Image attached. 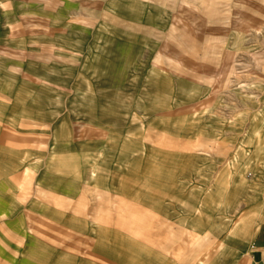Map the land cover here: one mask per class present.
Wrapping results in <instances>:
<instances>
[{"label": "rangeland", "instance_id": "obj_1", "mask_svg": "<svg viewBox=\"0 0 264 264\" xmlns=\"http://www.w3.org/2000/svg\"><path fill=\"white\" fill-rule=\"evenodd\" d=\"M142 1L147 6L137 10L134 21L123 20V12L116 19L117 71H102V76L110 75L112 80L81 89L89 97L98 95L101 102L54 103L50 125L31 123L36 135L17 136L23 138L21 145L48 149V153L60 133L62 143L85 150V154L101 151L92 162L88 183L102 191L86 185L70 199L47 193L41 189L38 168L26 164L17 173L19 167L7 158L0 160V178L21 175L17 182L23 213L31 202L46 203L68 211V217L77 223L100 227L103 252L116 254L121 264L125 260L126 264H161L158 255L165 257L163 264H195L194 257H208L204 256L206 250L214 251L213 264H235L248 248L249 234L237 232L236 227L253 219L257 229L264 211L263 177L257 179L264 175V0H138ZM101 16L95 27H100L104 47L114 17L106 7ZM55 140L57 145L59 139ZM59 145L46 163L56 193L64 179L77 176V159L62 153ZM111 155L114 175H126L125 165L134 167L132 197L124 189L121 196L107 193L105 173L110 165L104 157ZM21 160L28 159L23 156ZM164 179L171 183L166 193L170 191L172 206L173 194L180 191L183 213L195 207L194 212L211 209L212 245L174 242L170 228L182 225L183 231L177 234L187 238L190 218L194 221L197 215H163V198L155 194H162ZM177 179H181L179 183ZM75 190L69 187L68 193ZM192 192L195 198H191ZM141 201L162 216L152 211L145 214ZM1 209L3 214L12 212ZM37 210L43 217H20L23 226L30 225L22 229L24 237H30L36 225L37 229L47 225L53 240L78 245L82 239L80 251L85 254L96 245L97 237H83L73 229L63 231L56 221L62 215L55 212L52 221L47 219L48 209L38 206ZM143 224L149 225V232L142 231ZM6 231L0 225V232ZM129 237L140 243L149 241L152 253L148 255L137 245L128 254L126 247L133 243ZM30 247L27 256L37 255L34 245Z\"/></svg>", "mask_w": 264, "mask_h": 264}, {"label": "crops", "instance_id": "obj_2", "mask_svg": "<svg viewBox=\"0 0 264 264\" xmlns=\"http://www.w3.org/2000/svg\"><path fill=\"white\" fill-rule=\"evenodd\" d=\"M146 6V3L143 1L139 3L138 0H0V160L7 158L10 163L16 164L19 167L17 173H20L26 164L34 165L39 169L40 179H42L40 181L41 189L45 188L44 191L47 193L63 194L67 197L66 199L73 197L86 185H93L95 188L101 189L95 184L88 183L92 162L99 157L101 151L96 155L85 154V150H77L75 146L71 147L69 144L62 143L61 133L57 135L55 138L59 139L60 151L68 152L77 159V176L72 175L64 179L56 189L58 190L56 193L51 188L54 179H50L46 166L48 156L56 150L58 145H56L55 138H53L54 142L50 144L52 147L48 153V149L42 151L21 145L23 138L17 136L36 135L37 129L35 126L31 128V123L45 121V124L50 125L48 121L53 119L52 105L54 103L98 104L101 102L98 95L93 98L89 97L81 89L87 86L96 88L104 80L105 82L112 80L110 75L102 76V71H107L105 73L117 71L116 19L119 13L123 12L126 14L120 16L123 20L134 21L133 17L137 15V10L144 11ZM104 7L109 9L110 17H114V21H109L114 25L109 27V43L102 47V33L100 27L96 28L95 25L101 23V11ZM22 123L25 124V127L21 126ZM40 134H43V131ZM11 135L15 137L12 138ZM42 152H46V155L43 156ZM108 153L110 152L108 151ZM23 156L27 157V162L22 163L21 157ZM112 157L113 155L104 157L108 159L110 165L105 173V176L107 175V193L112 192L116 196H121L125 190V193L132 197L134 192H131V186H135V183L132 181L131 173H134V167L125 165L126 175H114L110 162ZM198 161H196V165ZM74 176L77 179H74ZM142 176L141 179L148 182L149 179H144V175L141 174ZM262 177L264 180V175L257 179H262ZM20 178L21 175L16 179L0 178V219L2 221L0 225L7 228L6 232H0L3 239V241L0 240V264L122 263L116 254L113 256L103 252L104 245L101 240L102 229L100 227L95 228L91 225L77 223V220L68 217V211L63 208L55 210L56 208L48 207L46 203L37 205L36 202H31L23 213L22 203L18 198L20 193L17 181ZM180 180L177 179V182L179 183ZM263 180L262 186H264ZM201 183H208V181L202 180ZM163 185L162 194L159 191L155 194L156 198H163V215H197L194 221L192 217L190 218L192 226L188 227V231L184 235L187 238H182L181 234H177L183 231L180 229L182 225L179 228L177 226L174 228V225L170 228V234L175 239L174 242L183 241L192 245L198 243L202 246L206 245V248L209 247L208 245H212L214 223L211 209L204 208L205 213H203L202 208H199L201 211L194 212L195 209L198 210L195 207V209L190 208V212L183 213L185 209L182 210L180 202L183 195L180 191H176V194H173L175 202L172 206L169 200L170 191L166 193L170 189V180L164 179ZM69 187L76 189L73 194L68 193ZM191 198H195V193H191ZM202 199H205L204 195ZM14 200H18V202ZM11 202L14 204L7 207L6 204ZM38 206L49 210L47 219L52 221L56 220L52 218L55 212L58 216L62 215L63 218L56 221L63 231L67 232L73 229L82 233L83 237H97L96 245L91 247L88 254H85L80 251L82 239H79L78 245L63 243L62 239L53 240L52 236L47 233L48 229H45L47 225L39 229L36 225L35 232L31 233L30 237H24L25 233L22 229H28L30 225L23 226L20 217L27 215L43 217L42 213L37 210ZM1 208H9L12 212L3 214ZM143 209L147 211L145 214L152 211L156 215L162 216L161 212L150 209L144 203ZM262 216L263 219L257 229L254 227L253 219L236 227L237 232L243 231L244 233L245 231L249 234L246 235L248 243L245 245L248 248L239 254L235 264H264V211ZM167 218V221L173 222L172 217ZM206 222L209 223L207 226ZM142 231L149 232V225L143 224ZM130 240L133 243L130 247H126L127 253L137 245L139 249H146L148 255L150 252L152 253L149 241L140 243L131 238ZM31 245H34L38 254L28 257L27 254L31 253ZM43 252L46 256H41ZM213 252L206 250L204 256L208 255L207 258L198 257L195 259L194 257L192 260H197L195 264H213ZM122 258L120 257V259ZM164 258L158 255L161 264H163ZM124 264H126V260ZM173 264L179 263L174 261Z\"/></svg>", "mask_w": 264, "mask_h": 264}]
</instances>
